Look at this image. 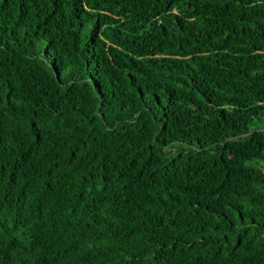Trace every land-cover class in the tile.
Returning a JSON list of instances; mask_svg holds the SVG:
<instances>
[{"label":"trees","instance_id":"16d2710c","mask_svg":"<svg viewBox=\"0 0 264 264\" xmlns=\"http://www.w3.org/2000/svg\"><path fill=\"white\" fill-rule=\"evenodd\" d=\"M0 264H264V0H0Z\"/></svg>","mask_w":264,"mask_h":264}]
</instances>
